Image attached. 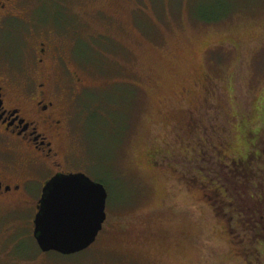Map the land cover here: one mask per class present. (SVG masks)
I'll list each match as a JSON object with an SVG mask.
<instances>
[{"label":"rangeland","instance_id":"obj_1","mask_svg":"<svg viewBox=\"0 0 264 264\" xmlns=\"http://www.w3.org/2000/svg\"><path fill=\"white\" fill-rule=\"evenodd\" d=\"M11 3L20 18L0 34V70L10 75L39 40L53 38L75 75L61 92L76 126L71 166L84 158L107 198L95 242L69 255L39 249L31 201L1 199L0 264H264V243L242 244L243 228L231 219L234 198L247 204L238 200V179L203 187L188 162L199 156L184 150L196 138L184 132L189 115L206 153L220 143L213 129L225 130V161L250 152L255 130L264 129V0ZM258 143L253 164L246 155L261 169L257 190L264 187ZM254 205L263 209L264 242V202ZM252 247L261 251L257 261L244 254Z\"/></svg>","mask_w":264,"mask_h":264},{"label":"flooded vegetation","instance_id":"obj_2","mask_svg":"<svg viewBox=\"0 0 264 264\" xmlns=\"http://www.w3.org/2000/svg\"><path fill=\"white\" fill-rule=\"evenodd\" d=\"M13 10L11 0H0V34L11 24L12 19L20 18ZM29 60L28 63L21 62L20 64L19 62L18 68H12L10 75L0 70V200L21 201L26 199L24 202L29 200L33 203L31 209L36 214L41 206L40 199L44 193L43 189L51 179L68 174H81L90 180L93 179L85 172L87 162L84 158L81 160V165L71 166L73 153L69 148L68 137L72 130H76V126L73 122V110L71 111L64 105L61 92L64 85L70 90L71 85L68 84V79L73 81L74 72L69 71L68 63L66 64L64 61L53 38L50 39V42L39 40L33 47V53ZM68 96L71 99L70 94ZM72 97H74V93H72ZM204 104L201 107H204ZM192 117L191 115L187 118L184 117L185 123L188 119L190 121L184 132L187 135L189 134L187 130H191L190 135H195L196 138L190 147H187L190 143L185 142L184 150L189 151L190 155L197 154L199 156V158L191 159L189 157L188 159V162L190 160L195 162V166L191 164L194 166V170L199 168L198 174L203 178L200 182L197 179V182L207 188L210 183L217 185L216 183L221 181V177H236L240 183V190L237 193L241 199L238 200L246 198L243 201H246L247 204L244 207L240 201L237 203L238 201L234 198L231 214L237 213V215L236 217L232 215L231 219L235 218L234 221L241 224L243 231L245 229L256 230L259 234L258 226L263 218V209L255 207L254 203H259L262 206L264 187L260 186L257 190L256 183L261 176V169L256 165L250 166L246 155L255 158L252 159L251 164L258 158L260 148L257 144H259L258 141L260 143L264 141V136H261L264 129L255 130L257 140L249 143L250 152L240 155V159L233 157V160L225 161L220 156L221 147L229 149L228 146H231L225 130L213 129L217 133L216 136L220 143L219 145L215 143L212 146L213 149L206 153L200 147L201 138L192 131L197 127V123ZM183 141H186V138ZM209 152L213 153L207 155ZM181 155L187 159L184 154ZM223 155L226 154L223 153ZM197 161L202 163L198 166ZM183 165L187 166L185 162ZM213 166L222 168L223 171ZM249 169H254V172H250ZM208 176L212 182L211 180L206 182L205 179ZM215 187L218 191L217 194L227 201L225 189L220 186ZM206 195L212 198L210 194ZM229 199L231 200V198ZM250 199L253 201L251 206L248 202ZM228 202L230 201L228 200ZM226 211L223 207V212L226 213ZM252 236L257 244L264 243L260 236L257 235L258 238ZM241 243L243 244V239ZM257 252L262 255L258 249L253 253L250 251L244 254L254 255L252 258L257 261L259 257Z\"/></svg>","mask_w":264,"mask_h":264},{"label":"water","instance_id":"obj_3","mask_svg":"<svg viewBox=\"0 0 264 264\" xmlns=\"http://www.w3.org/2000/svg\"><path fill=\"white\" fill-rule=\"evenodd\" d=\"M43 192L33 219L39 249L69 255L88 248L106 219L103 185L81 174H68L51 179Z\"/></svg>","mask_w":264,"mask_h":264},{"label":"trees","instance_id":"obj_4","mask_svg":"<svg viewBox=\"0 0 264 264\" xmlns=\"http://www.w3.org/2000/svg\"><path fill=\"white\" fill-rule=\"evenodd\" d=\"M242 232H243V235L241 236V239H243V243L248 244V247L250 246V242L254 240V238H253L252 235H255L256 238H258L257 235H259L256 230H248V229H245ZM249 249H250V247H249ZM255 250H256L255 247H252L251 248V252L252 253Z\"/></svg>","mask_w":264,"mask_h":264}]
</instances>
